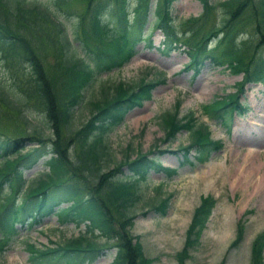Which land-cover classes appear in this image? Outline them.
Here are the masks:
<instances>
[{
	"label": "trees",
	"instance_id": "trees-1",
	"mask_svg": "<svg viewBox=\"0 0 264 264\" xmlns=\"http://www.w3.org/2000/svg\"><path fill=\"white\" fill-rule=\"evenodd\" d=\"M67 1L0 0L1 57L13 69L9 81L0 77V114L2 111L13 113L23 123L25 131L18 136L0 133V253L21 227L39 224L53 214L60 223L87 221L91 231L96 227L107 239L114 237L112 229L117 223L122 236L116 244L108 245L115 249L110 264H132V259L137 264H145L138 246L133 247L134 253L130 254L132 248L123 234L126 226L132 224V206L140 198L136 182L150 169L171 175L175 168L162 165L157 156H150L149 150L131 159L123 158L107 170L102 164L109 153L107 133L122 120L128 109L150 96L153 83L142 81L132 86L117 81L109 94L90 101L91 111L78 125L72 121L74 111L82 103L84 90L95 75L120 66L133 54L134 45L147 36L145 23L147 13L151 11L154 27H159L167 38L185 35L183 40L188 45L190 65H201L204 59H209L215 65L225 63L232 72L243 73L242 79L235 82V91L202 105L203 111L212 113L215 118H222L226 111H242L244 105L239 94L244 85L251 81L264 82V0L214 3L200 0L201 13L182 20L180 29L173 24L172 0H155L152 9L151 0H136L131 21L128 20L126 0H117L121 11L115 15L112 28L101 16L107 2L89 0L88 37L95 42L91 60L70 51L75 48V40L66 30V17L60 10ZM248 6L253 20L252 33L257 39L254 43L247 39L237 42L233 29ZM216 7L222 10L221 23L205 29L204 23L208 20L205 18ZM64 13L71 11L67 8ZM82 16H78L74 30L76 39L79 38ZM52 31L57 36L55 50L59 55L56 64L64 73L58 87L47 75L42 53V36L46 34L47 37ZM14 63L20 66L26 63L27 72L18 73ZM160 118L165 141L173 140L180 129L190 130L189 142L179 147L187 160L191 149L194 150L193 157L202 161L222 146L221 140L211 138L206 123L196 124L192 110L178 117L175 107L163 112ZM47 130L48 133H44ZM29 139L32 145L22 151L24 141ZM38 163L47 169L33 177L27 176L26 173ZM123 167L128 169L130 176L123 174ZM90 174L94 176L93 184L88 181ZM206 201L207 196L193 209L186 228L184 254L198 240L209 214ZM167 202L166 196L152 207L163 213ZM241 235L239 227L240 237L230 246H235ZM92 240L89 233H81L74 239L44 248L30 243V264H89L104 249ZM263 245L264 230L252 240L251 264H261Z\"/></svg>",
	"mask_w": 264,
	"mask_h": 264
},
{
	"label": "rangeland",
	"instance_id": "rangeland-1",
	"mask_svg": "<svg viewBox=\"0 0 264 264\" xmlns=\"http://www.w3.org/2000/svg\"><path fill=\"white\" fill-rule=\"evenodd\" d=\"M105 1L107 8L101 16L112 28L115 15L121 11L120 5L117 0ZM154 1L151 0V9ZM219 1L222 0H210L211 3ZM88 3L89 0H68L60 10L61 15L66 17V30L75 40L71 53L91 59L95 42L88 37L91 13ZM135 3L136 0H126L128 20L133 16ZM67 8L70 14L64 13ZM249 9L250 6L245 7L243 12L247 11L234 26L237 42L247 39L254 43L257 39L252 33L253 20ZM201 11L200 0H172L170 8L177 29L182 27V20L199 15ZM79 15L83 16L78 28L79 38L76 39L74 30ZM147 17L149 20L145 26H149L154 19L153 12L147 13ZM222 18V10L216 7L205 18L208 20L204 28L217 26ZM151 27L149 35L135 45V52L127 61L120 67L95 75L84 90V99L74 111L72 121L74 125L85 121L91 111L90 101L109 94L113 91L111 86L117 81L132 86L142 81L152 82L150 96L127 110L122 121L113 125L107 133L109 153L102 164L107 170L123 158L131 159L149 150L150 156H157L161 164L176 167L169 176L150 169L143 179L136 182L140 198L132 206V224L126 226L123 232L124 239L132 248L130 254L133 255V247L138 246L145 257V264H251L252 240L264 230V82L251 81L244 85L239 94V100L245 106L243 111H226L222 119L211 117L212 113L205 114L201 105L235 90L234 84L241 79L242 72H232L226 64L214 65L207 59L200 66L188 65V45L182 40L185 35H176L178 40L173 42L175 38L169 39L160 28ZM42 37L44 67L52 84L58 87L64 73L56 64L59 55L55 50L57 36L52 31L47 33L49 39L46 34ZM1 56L0 50V77L9 81L13 69L5 64ZM14 66L18 73L27 72L26 63L22 66L14 63ZM175 107L178 117L194 111L196 124L206 122L210 136L220 139L222 146L211 151L202 161L193 157V149L188 154L189 160L185 159L178 148L189 142L190 130H178L170 141L162 139L164 129L161 114ZM23 126L13 113L1 112L0 133L23 135ZM44 133L47 134L48 130ZM31 145V139L24 141L22 151ZM12 156L15 158L16 154ZM46 169L38 163L26 175L33 177ZM122 170L124 175L129 174L126 167ZM90 176L88 181L93 184L94 176ZM166 196L168 202L165 211L160 213L154 210L152 206ZM205 196L209 214L198 240L184 254L186 228L193 209ZM88 224L87 221L60 223L52 214L39 224L23 226L0 253V264H30V243L44 248L74 239L81 233H89L96 245L104 247L89 264H110L115 251L111 246L121 238V229L114 223V237L107 239L98 228L94 227L91 231ZM239 227L242 237L235 246H230L234 239L240 237ZM261 253V264H264V245ZM132 264H137V261L132 259Z\"/></svg>",
	"mask_w": 264,
	"mask_h": 264
},
{
	"label": "bare ground",
	"instance_id": "bare-ground-1",
	"mask_svg": "<svg viewBox=\"0 0 264 264\" xmlns=\"http://www.w3.org/2000/svg\"><path fill=\"white\" fill-rule=\"evenodd\" d=\"M251 163V162H250ZM253 163V162H252Z\"/></svg>",
	"mask_w": 264,
	"mask_h": 264
}]
</instances>
